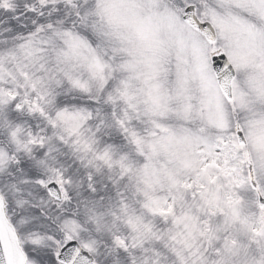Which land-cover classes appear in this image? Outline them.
<instances>
[{
  "label": "snow or ice",
  "instance_id": "snow-or-ice-1",
  "mask_svg": "<svg viewBox=\"0 0 264 264\" xmlns=\"http://www.w3.org/2000/svg\"><path fill=\"white\" fill-rule=\"evenodd\" d=\"M0 264H264V0H0Z\"/></svg>",
  "mask_w": 264,
  "mask_h": 264
}]
</instances>
